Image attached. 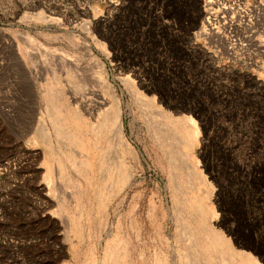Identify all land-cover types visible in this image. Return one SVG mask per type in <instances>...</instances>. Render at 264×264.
I'll return each mask as SVG.
<instances>
[{
	"label": "rangeland",
	"instance_id": "374dc122",
	"mask_svg": "<svg viewBox=\"0 0 264 264\" xmlns=\"http://www.w3.org/2000/svg\"><path fill=\"white\" fill-rule=\"evenodd\" d=\"M218 2L217 30L201 31L203 0H0V264H103L114 250L119 264H186L198 222L264 264V0ZM57 51L89 61L70 82L99 88L106 111L117 97L131 150L107 145L110 127L94 148L89 105L37 66ZM39 116L65 135L46 144ZM86 147L91 180L74 165Z\"/></svg>",
	"mask_w": 264,
	"mask_h": 264
},
{
	"label": "bare ground",
	"instance_id": "6f19581e",
	"mask_svg": "<svg viewBox=\"0 0 264 264\" xmlns=\"http://www.w3.org/2000/svg\"><path fill=\"white\" fill-rule=\"evenodd\" d=\"M203 1L205 2L204 7H203V11H204L203 13L205 16H204V21L202 22V25H201V31L202 30L205 31L206 29H210L212 31L217 30L216 28L218 26L213 24V20H214V16L217 14L216 12L219 11V7H220V6H218L219 2H218V0H203ZM212 4L216 5V7L213 6ZM49 51H50V49H49ZM51 51H55V50L51 49ZM55 53H58V54L56 55L57 57L54 58L53 63L51 64L52 66H46L45 67V65H43L42 62H39V63L36 62L37 66L41 67V69H43V66H44V74L50 75L51 78H53L54 76H56V77L58 76L61 79H63L65 82L64 84L66 85L67 91L70 93L71 98L76 101V103H78V104L79 103H86L89 105V114L90 115L95 114V118L97 120V121H89L88 122L89 126L92 130L93 129L97 130L99 133V136L96 139L97 144L94 143V148L100 149L98 144L101 141V138L103 137L102 131H105L107 127H110L112 130V133H113V139H111L110 137L108 139H106L107 145L112 143V142L114 143V141H115V142L121 144L124 147V150H131L132 148H131L130 144L128 143V141L125 137V134H124L122 118L120 116V112L118 109L117 97L113 95L112 104L109 106V109L106 111L105 110V104L107 102L106 101L107 99H105L104 94L102 93V91L99 88H96L92 85L87 86L84 83L83 84H73L70 82L71 77H73V76L82 77V76L86 75V73L84 72V68L87 67V65L89 64V61L85 62V63L77 62L76 59L70 57L68 55V53L63 52V51H57ZM39 74L42 75L43 72L42 73L39 72ZM63 75L66 79L63 78ZM84 78H86V77H84ZM59 81H61V80H57V82H59ZM99 82L101 83V85L104 84V81H102L101 79ZM86 84H88V83L86 82ZM28 86H30L29 83H28ZM72 113H74V112H72ZM75 113H77V112H75ZM182 119L186 120V122H187V128L190 132V134H189L190 140L194 139L197 132H196V125L194 124L192 117H190L189 115H184V116H182ZM36 122H37V126L39 128V132H40L41 136L44 138V141L46 142V144L51 142L53 134H55L57 136L58 135L59 136L65 135V130H64L63 126L61 125V122L53 120L52 117H51V121L48 122L43 117L39 116L38 121H36ZM65 128H67V127H65ZM68 129H70V128H68ZM74 132H75V130H74ZM77 134H78V132H77ZM55 135H54V137H55ZM70 135L72 136V138L74 137L73 138L74 143L78 144L77 139H75V137H76L75 133H68L69 138H70ZM84 138H86V137H84ZM100 155L104 156V153L102 151H100ZM94 160L95 159H94L93 154H91L90 150L86 147L83 154L74 162L75 163L74 165H75L77 171H79L78 174H82L83 176H85L89 180H91V178H92L91 174L94 172V165H96L95 164L96 160L95 161ZM100 162L102 164L101 158H100ZM80 168L83 169L82 172L79 170ZM85 177H83V179H86ZM127 181H128V174L123 173L122 175H120V178L117 179L116 184H114V186L112 187V192H115V193L119 192L123 188V186L125 185V183ZM79 192H80V190H79ZM93 194L95 195V193H93ZM93 194H92V196H93ZM104 197H105V195H101V194L99 196L97 215L101 214V212L104 211V206H105L104 205ZM76 208H78V207H76ZM72 225H73L74 230L78 231L79 227L76 225L75 220H74ZM198 226L201 227V232L195 233V239L193 237L194 236L193 233L189 234V236H187L186 245L184 246V248L186 250L194 249V252L197 253L198 256L200 257L199 260H197V259H195L193 261H190V259L187 260L186 256H188V254H189V253H187V251L186 252L181 251L182 252L181 254L179 251V253L177 254L180 258L186 260V264H244V262H245L244 250L236 249L227 240V238H225L222 234H220L218 231L211 228L210 226H205L204 223H201V222H198ZM110 253L112 254V251H110ZM113 255H114V259L112 260V262H110V263L103 262V264H119V263H121V258L123 256V254L120 251L114 250ZM123 257H125V254ZM108 259H109V257H108ZM165 260L166 261L161 262V259L158 258V260H155L154 264H168V260L167 259H165ZM122 262H124V264H126L125 258L122 260Z\"/></svg>",
	"mask_w": 264,
	"mask_h": 264
},
{
	"label": "crops",
	"instance_id": "0c3cea01",
	"mask_svg": "<svg viewBox=\"0 0 264 264\" xmlns=\"http://www.w3.org/2000/svg\"><path fill=\"white\" fill-rule=\"evenodd\" d=\"M39 240L37 239V238H34L33 240H31V242L32 243H37ZM16 243V241H12V240H10V243ZM73 249V247H71V246H68L67 247V251L68 252H71V250ZM54 264H64L62 261H60V260H56L55 261V263Z\"/></svg>",
	"mask_w": 264,
	"mask_h": 264
}]
</instances>
